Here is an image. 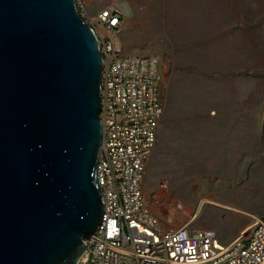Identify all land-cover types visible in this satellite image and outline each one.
<instances>
[{
    "label": "rangeland",
    "instance_id": "rangeland-1",
    "mask_svg": "<svg viewBox=\"0 0 264 264\" xmlns=\"http://www.w3.org/2000/svg\"><path fill=\"white\" fill-rule=\"evenodd\" d=\"M75 1L90 17L117 4L123 54L160 60L145 203L166 229L232 243L264 217V0Z\"/></svg>",
    "mask_w": 264,
    "mask_h": 264
},
{
    "label": "water",
    "instance_id": "water-1",
    "mask_svg": "<svg viewBox=\"0 0 264 264\" xmlns=\"http://www.w3.org/2000/svg\"><path fill=\"white\" fill-rule=\"evenodd\" d=\"M102 67L75 0H0V264H77L97 232Z\"/></svg>",
    "mask_w": 264,
    "mask_h": 264
},
{
    "label": "built area",
    "instance_id": "built-area-1",
    "mask_svg": "<svg viewBox=\"0 0 264 264\" xmlns=\"http://www.w3.org/2000/svg\"><path fill=\"white\" fill-rule=\"evenodd\" d=\"M79 14L94 31L103 60L97 161L103 215L77 264H264V217L252 218L224 246L209 231L164 228L145 203L142 176L163 115L160 60L123 54L117 31L124 16L117 4L94 17Z\"/></svg>",
    "mask_w": 264,
    "mask_h": 264
},
{
    "label": "bare ground",
    "instance_id": "bare-ground-1",
    "mask_svg": "<svg viewBox=\"0 0 264 264\" xmlns=\"http://www.w3.org/2000/svg\"><path fill=\"white\" fill-rule=\"evenodd\" d=\"M197 175V174H196ZM200 175V174H199ZM198 176V175H197ZM196 176V177H197ZM195 177V176H194ZM203 194V193H202ZM203 196H205V195H203ZM209 197V196H208ZM203 200H202V202H204L205 204L207 203V204H214L212 201H210L209 199H207V198H202ZM198 202V201H197ZM201 203V202H200Z\"/></svg>",
    "mask_w": 264,
    "mask_h": 264
}]
</instances>
